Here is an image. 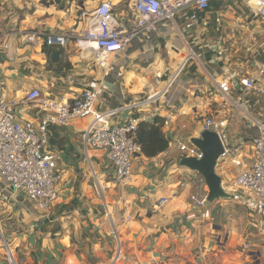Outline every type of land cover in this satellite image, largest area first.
<instances>
[{
    "label": "crops",
    "instance_id": "0c3cea01",
    "mask_svg": "<svg viewBox=\"0 0 264 264\" xmlns=\"http://www.w3.org/2000/svg\"><path fill=\"white\" fill-rule=\"evenodd\" d=\"M101 1H109L125 29L131 28L129 0H83L81 5L69 0H0V99L21 101L39 89L48 98L70 100L100 86L98 111L121 108L111 119L115 125L135 115L146 122L161 118L168 147L150 159L139 153L130 180L117 186L104 151L89 149L88 157L84 154L81 134L91 118L50 127L46 150L56 155L61 174L57 199L40 210L22 195L15 198L0 179V186L8 189L5 195L0 191V201L5 200L0 202V237L5 241L0 264H7L5 250L15 264H108L117 245L122 255L116 264H250L252 257H243L242 246L262 249L255 256L261 258L257 264H264L259 207L251 197L241 205V195L231 187L251 165L252 142L258 135L253 121L264 111V98L243 91L239 83L259 79L264 71V16L252 12L250 17H233L227 11L232 5L220 0L197 23L180 16L174 26L161 24L154 32L139 33L125 51L106 56L102 68L76 45L85 29L80 13ZM121 3L128 5L129 13H116ZM54 33L67 36L63 48L43 44L45 35ZM30 36L33 43L27 42ZM186 43L194 57L172 88L157 102L132 109L161 89L163 84L153 85L156 77L163 75L164 80L181 65ZM53 51H59L56 63L50 60ZM220 83L229 85V98L220 94ZM16 115L21 121H36L39 112L19 104ZM204 118L212 119V131L228 150L215 173L230 195L207 206L204 179L180 166L179 151L181 144L199 137ZM191 196L204 207H196ZM161 199L167 203L159 207Z\"/></svg>",
    "mask_w": 264,
    "mask_h": 264
},
{
    "label": "built area",
    "instance_id": "2783aa9c",
    "mask_svg": "<svg viewBox=\"0 0 264 264\" xmlns=\"http://www.w3.org/2000/svg\"><path fill=\"white\" fill-rule=\"evenodd\" d=\"M210 1L129 0L134 18L130 29H125L122 25L109 1H101L93 9L80 13L79 17L81 22L85 23V29L76 39V45L81 51L99 60L100 67L104 68L106 56L125 51L131 40L141 32H154L161 24L174 26L180 16H184L190 23L199 22L201 16L210 8ZM258 2L264 8V0ZM31 37L33 36H30L27 42L33 43ZM66 43L67 36L59 33L46 34L43 41L47 48H63ZM193 57L192 49L187 46V55L181 65L164 77V80L163 75L154 79L155 88L163 84L161 89L153 91L145 101L134 105L132 109L160 100L175 84L186 62ZM259 75V79L245 78L239 83L243 91H253L264 98V71H260ZM218 90L222 96L229 98L231 89L227 83L218 84ZM101 94V87L98 86L94 89H84L70 100H54L44 96L39 89H32L21 101L0 99V179L15 198L22 195L40 210L48 209L56 201L61 174L57 169L56 155L46 150L49 128L65 127L74 119L91 118V122L81 134L85 156L88 157L89 149L104 151L113 170V183L122 186L130 180L133 160L140 153L135 131L138 124L146 122L147 118L135 115L123 125L113 124L111 119L121 108L107 113L98 111L96 102ZM232 103L235 105L237 101L232 100ZM19 104L36 109L39 112L38 119H18L16 107ZM253 126L258 135L252 142L251 165L236 176L231 187L241 195V205H246V199L249 197L254 199L259 207L260 222L264 230V111L253 121ZM201 127L202 131H212L214 122L210 118H204ZM179 151L180 160L202 158V153L191 143L181 144ZM227 154L228 150L223 145V154L219 160ZM91 172L94 177L92 169ZM95 184L98 186L96 181ZM179 186L184 187L185 183L181 182ZM190 201L198 208L204 207L203 201L194 196L190 197ZM166 203V199H161L158 206ZM121 255V247L117 245L116 254L108 264L119 263ZM11 258L9 253L10 264ZM67 264L81 263L71 261Z\"/></svg>",
    "mask_w": 264,
    "mask_h": 264
},
{
    "label": "water",
    "instance_id": "95a60500",
    "mask_svg": "<svg viewBox=\"0 0 264 264\" xmlns=\"http://www.w3.org/2000/svg\"><path fill=\"white\" fill-rule=\"evenodd\" d=\"M58 58L59 51L50 54L51 62L56 63ZM190 143L202 153V158L200 160L183 158L180 160V166L198 173L204 179L208 189L206 206L218 199H228L230 195L223 191L221 178L215 173L217 162L223 154V144L219 135L214 131H202L199 137L192 139Z\"/></svg>",
    "mask_w": 264,
    "mask_h": 264
},
{
    "label": "trees",
    "instance_id": "16d2710c",
    "mask_svg": "<svg viewBox=\"0 0 264 264\" xmlns=\"http://www.w3.org/2000/svg\"><path fill=\"white\" fill-rule=\"evenodd\" d=\"M69 1H76L78 5H81L83 0ZM162 125L163 120L158 117L151 122H140L138 124L135 131V140L140 148V154L145 158H154L167 149L168 142L162 133Z\"/></svg>",
    "mask_w": 264,
    "mask_h": 264
},
{
    "label": "rangeland",
    "instance_id": "374dc122",
    "mask_svg": "<svg viewBox=\"0 0 264 264\" xmlns=\"http://www.w3.org/2000/svg\"><path fill=\"white\" fill-rule=\"evenodd\" d=\"M84 1L87 2L88 0H84ZM220 3H221L220 0H211L210 1V6H213V5H216V4H220ZM226 3L228 4V6H229V4L232 5L231 7H229L227 9V11H228L229 14H232L233 17H239V16H244V15L250 17V16L253 15V13L251 12V3H252V0H227ZM121 10H127L128 13H129L128 5L127 4H124V3H121L120 5H117L116 8H115L116 13L118 14ZM229 27L230 26L227 25V30H225L226 32L229 31ZM0 191L5 195V194H7L8 189L5 188V187H3V186L2 187L0 186ZM224 191L226 192V190H224ZM0 202H5V200H1ZM215 216L219 217L220 215L217 214ZM220 241L222 242V237H221V240ZM4 244H5L4 239H2V237H0V245L1 246H4ZM261 250L262 249H260V248L254 249V248H251V247L250 248H244L243 246L240 247V253H241V251L243 252L242 253L243 254V257H246L248 254L251 255L252 259L250 258V264H252V263L257 264L258 263L259 259H261V258H259L260 255H258L259 257L258 256H255V255H257V253H261L260 252ZM4 255H5L7 264H10L9 261H8V252L6 250L4 252ZM11 256H12V258H11L12 259V263L11 264H15L14 257H13L12 254H11Z\"/></svg>",
    "mask_w": 264,
    "mask_h": 264
},
{
    "label": "bare ground",
    "instance_id": "6f19581e",
    "mask_svg": "<svg viewBox=\"0 0 264 264\" xmlns=\"http://www.w3.org/2000/svg\"><path fill=\"white\" fill-rule=\"evenodd\" d=\"M261 3L258 0H252L251 3V12H253L256 16L259 14L264 15V8L260 5Z\"/></svg>",
    "mask_w": 264,
    "mask_h": 264
}]
</instances>
